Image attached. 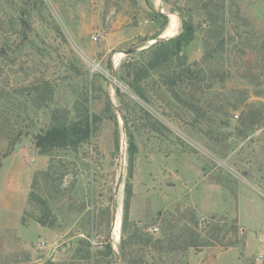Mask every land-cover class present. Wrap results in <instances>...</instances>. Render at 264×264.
I'll list each match as a JSON object with an SVG mask.
<instances>
[{
  "label": "rangeland",
  "instance_id": "obj_1",
  "mask_svg": "<svg viewBox=\"0 0 264 264\" xmlns=\"http://www.w3.org/2000/svg\"><path fill=\"white\" fill-rule=\"evenodd\" d=\"M182 16L193 72L121 52ZM87 117V141L36 146ZM118 245L125 264H264V0H0V264H119Z\"/></svg>",
  "mask_w": 264,
  "mask_h": 264
},
{
  "label": "trees",
  "instance_id": "obj_2",
  "mask_svg": "<svg viewBox=\"0 0 264 264\" xmlns=\"http://www.w3.org/2000/svg\"><path fill=\"white\" fill-rule=\"evenodd\" d=\"M207 8V7H206ZM209 17L211 18V22H209V30L216 28V21L219 18L218 13L216 10H210L208 9ZM163 16V14L161 15ZM165 17V16H164ZM183 20V31L180 32L177 36H174L168 40H163L160 42L155 43L154 45L150 46L147 49H144L143 52L151 53L152 58L151 61H149L148 65L150 69H156L157 67H160L161 65L163 67H169L172 69H183L188 70V72H193V66L187 65V62H180V60L183 58L182 53L183 49L194 39V35L196 33L194 23L192 21H188L182 16ZM143 53V54H144ZM177 59V60H175ZM179 60V61H178ZM137 67H135L136 69ZM187 72V71H186ZM138 78H141L143 74L141 75V72H134ZM174 74H177L175 72ZM149 74H146L145 77H147ZM192 79V78H191ZM169 86L172 88H176L177 81L171 80L168 82ZM92 123L86 118V121L80 120L77 122H74L71 126H54L48 130H46L44 133H40L36 136V146L46 151L48 148H53L57 145L62 144H80L85 141H87L92 133ZM128 208L129 204L126 203L125 206V214L123 218V232L126 231L128 223H129V216H128ZM220 230V229H217ZM199 235V234H198ZM159 243L166 244V240H159ZM196 245L195 242L193 244H190V246ZM201 245H207V244H201ZM234 243L229 244L228 246H233ZM110 251H114L112 248V245H108ZM48 264H54L53 262H49Z\"/></svg>",
  "mask_w": 264,
  "mask_h": 264
},
{
  "label": "water",
  "instance_id": "obj_3",
  "mask_svg": "<svg viewBox=\"0 0 264 264\" xmlns=\"http://www.w3.org/2000/svg\"><path fill=\"white\" fill-rule=\"evenodd\" d=\"M155 43H157V41H154L152 44H155ZM147 48H149V46H144V44H140V45H138V46H134V47H132V48H130V49H127V50H122L121 52L123 53V54H125V55H134V54H136L139 50H141V49H147ZM120 185V184H119ZM119 185H118V188H119ZM114 226V225H113ZM117 248H118V251H119V253H120V255H121V258H120V262H119V264H125L124 263V259H123V256H122V248H121V246H117Z\"/></svg>",
  "mask_w": 264,
  "mask_h": 264
},
{
  "label": "built area",
  "instance_id": "obj_4",
  "mask_svg": "<svg viewBox=\"0 0 264 264\" xmlns=\"http://www.w3.org/2000/svg\"><path fill=\"white\" fill-rule=\"evenodd\" d=\"M155 231H158V227H155ZM44 245H45L44 241L39 243V246H44Z\"/></svg>",
  "mask_w": 264,
  "mask_h": 264
},
{
  "label": "bare ground",
  "instance_id": "obj_5",
  "mask_svg": "<svg viewBox=\"0 0 264 264\" xmlns=\"http://www.w3.org/2000/svg\"><path fill=\"white\" fill-rule=\"evenodd\" d=\"M114 222H115V220H114ZM122 222V221H121ZM114 226H115V223H114ZM121 227H122V224H121Z\"/></svg>",
  "mask_w": 264,
  "mask_h": 264
}]
</instances>
